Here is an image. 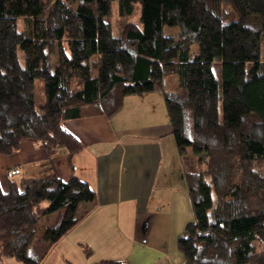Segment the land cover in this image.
Returning a JSON list of instances; mask_svg holds the SVG:
<instances>
[{
	"label": "trees",
	"instance_id": "obj_1",
	"mask_svg": "<svg viewBox=\"0 0 264 264\" xmlns=\"http://www.w3.org/2000/svg\"><path fill=\"white\" fill-rule=\"evenodd\" d=\"M114 3L127 19L118 30L106 22ZM263 43L264 0H0V155L31 140L49 163L61 150L71 161L85 146L66 121L112 118L127 96L162 92L194 215L177 242L184 264H264ZM98 205L88 183L50 168L28 183L9 180L7 192L0 183V261L43 264Z\"/></svg>",
	"mask_w": 264,
	"mask_h": 264
},
{
	"label": "crops",
	"instance_id": "obj_2",
	"mask_svg": "<svg viewBox=\"0 0 264 264\" xmlns=\"http://www.w3.org/2000/svg\"><path fill=\"white\" fill-rule=\"evenodd\" d=\"M64 127L85 146L71 161L61 150L49 163L41 144L31 140H24L13 156L0 155L3 192L9 180L28 183L50 168L65 182L81 179L98 195L97 209L43 264H184L177 242L194 215L163 93L127 96L112 118L70 120ZM56 219L52 214L48 225ZM81 245L91 249L90 258Z\"/></svg>",
	"mask_w": 264,
	"mask_h": 264
},
{
	"label": "rangeland",
	"instance_id": "obj_3",
	"mask_svg": "<svg viewBox=\"0 0 264 264\" xmlns=\"http://www.w3.org/2000/svg\"><path fill=\"white\" fill-rule=\"evenodd\" d=\"M226 8L230 9L229 7H226ZM112 9H113V16L111 18H108L106 20V22L112 23L116 27V30H118L117 28H120V27L122 28L123 25L126 23L127 19H118L117 18V16H116V14L118 12V4L117 3L113 4ZM138 17H139V13H137V16L134 17L132 20L136 22L138 20ZM19 28L20 29L24 28V26H23V24H21V22L19 24ZM178 33H179V30L177 27H165V29H164V35L165 36L176 37L178 35ZM263 47H264V43H263ZM198 51H199V46L194 45L192 47V51H191L192 58H195L198 55ZM19 54L22 56V53H19ZM212 69H213V73H214L215 77L220 81L222 78V65H221V63L213 64ZM178 84H179L178 78L176 76H171V77H168L166 79L165 87L169 91H174L178 88ZM43 87H44L43 80L42 79L36 80V82H35V94H36L37 108H40V106H42L43 103L45 102V95H44ZM47 205H49L48 202L41 204L40 205L41 211H37L38 214H41L42 210H44ZM79 211H81V209ZM193 221H194V219H193ZM35 246L37 249H42L44 247V242L42 241L41 237H37L36 242H35Z\"/></svg>",
	"mask_w": 264,
	"mask_h": 264
},
{
	"label": "built area",
	"instance_id": "obj_4",
	"mask_svg": "<svg viewBox=\"0 0 264 264\" xmlns=\"http://www.w3.org/2000/svg\"><path fill=\"white\" fill-rule=\"evenodd\" d=\"M15 173H16L15 171L12 172V174H15Z\"/></svg>",
	"mask_w": 264,
	"mask_h": 264
}]
</instances>
